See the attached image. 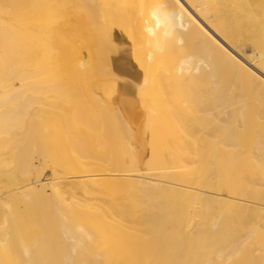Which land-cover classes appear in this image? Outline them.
Returning <instances> with one entry per match:
<instances>
[{
  "label": "bare ground",
  "instance_id": "6f19581e",
  "mask_svg": "<svg viewBox=\"0 0 264 264\" xmlns=\"http://www.w3.org/2000/svg\"><path fill=\"white\" fill-rule=\"evenodd\" d=\"M133 106L169 183L119 172L139 149ZM28 131L61 149L56 174L93 172L52 181L38 210L16 164L38 144ZM15 136L0 149V264L12 250L11 264H264V0H0V140Z\"/></svg>",
  "mask_w": 264,
  "mask_h": 264
},
{
  "label": "rangeland",
  "instance_id": "374dc122",
  "mask_svg": "<svg viewBox=\"0 0 264 264\" xmlns=\"http://www.w3.org/2000/svg\"><path fill=\"white\" fill-rule=\"evenodd\" d=\"M74 33V32H73ZM67 36H69V35H72V33H70V31L69 32H67V33H65ZM73 35H75V34H73ZM70 37V36H69ZM56 45V44H55ZM54 48H55V46H53ZM58 47V45H56V48ZM53 48V50H55ZM58 49V48H57ZM59 50V49H58ZM57 50V51H58ZM60 51V50H59ZM58 53V52H57ZM243 63H245L244 61L243 62H241V64L243 65ZM246 64V63H245ZM84 85H80V88H82ZM74 88V87H73ZM75 88H76V86H75ZM85 89V88H84ZM61 90V89H60ZM63 90V89H62ZM72 91V93H74L75 91H73V89H71ZM76 91H77V93L78 92H81L82 90L80 89V91L79 90H77V89H75ZM86 90V89H85ZM84 91V90H83ZM82 91V92H83ZM76 93V92H75ZM80 94V93H79ZM35 100H36V97H33ZM134 107V106H133ZM132 107V108H133ZM141 111H140V108L138 107V106H136V107H134L133 108V111L131 112V113H129L128 115H125V121H126V123L128 124V128L129 129H131L132 131H131V133H132V135L133 136H135V139H133V140H131V142H132V145L135 143V145H133L134 147H133V149L135 150V149H137V148H139L138 150H136V151H138L139 152V154H141L142 155V158H140V156H138V152H135V154H136V156H135V158H133V159H135L136 160V162H137V166L138 167H136V165L135 164H133L132 165V163L131 162H133L134 163V160L132 161L131 160V158L132 157H127L130 161H128V159H126V164H127V166H128V162H129V166L128 167H122V168H120L121 170L119 171L120 173L122 172H125V173H129V174H132L134 177H139L140 175H147L146 174V170L148 171V169L150 170V167H152L151 168V170L153 171L154 169L155 170H157V169H160V170H162L161 171V173H160V179H161V182H163V183H169V180L171 179V180H173L172 179V177L170 178V176H168L166 173L168 172V171H175V168H172V164L170 165V164H162L164 167H162L160 164V157H158L157 155L155 156L154 154H157V153H155V151L154 150H151V143H150V140L152 139V137L154 138L155 136H153L152 135V133H153V131L151 132V131H149L148 129H146V122L143 120V117H142V114L140 113ZM133 113H135V114H133ZM137 113V114H136ZM139 114V115H138ZM136 115H137V118L136 119H134V117H136ZM134 116V117H133ZM141 118H140V117ZM133 117V118H132ZM139 117V118H138ZM129 119V121H127ZM134 119V120H133ZM143 120V121H142ZM57 121H60V123L62 122L60 119L59 120H57ZM55 122V125L57 124V123H59V122ZM143 122H145V123H143ZM121 123V122H120ZM125 123V124H126ZM115 124V126L113 125V127H111L112 125H110L108 128H109V130L110 131H115V132H117V130H118V132L120 131V130H122L123 129V125H122V123L121 124H119V126H117L118 125V123H114ZM126 124V125H127ZM54 125V124H53ZM53 125H50V126H44L45 128L44 129H48V128H51V126H53ZM54 125V126H55ZM120 125H122V126H120ZM140 125H141V127H140ZM116 126H117V128H116ZM46 127H48V128H46ZM115 127V128H114ZM145 127V130H142L143 128ZM111 128V129H110ZM141 128V129H140ZM108 130V131H109ZM91 132V131H90ZM89 132V130L87 131V133L88 134H91ZM150 132H151V134H150ZM32 133V132H31ZM31 133H29V131L28 132H26V133H24L25 135H23L22 134V136H23V138L24 139H26V140H35L36 138V141L38 142V144H36V147H34L32 150H33V152H30V151H32V150H28V149H30V147H27V146H25L24 148L26 149L27 148V151H29V152H23L22 154L24 155V157L25 158H23L24 160H22V159H20V160H18L17 161V163L16 164H18L19 166H21V167H23V168H26V167H28V164H29V166L31 167H28L27 168V170L25 171V176L27 177H25L24 176V174H23V177H22V174H20L21 175V178L20 179H23V182H26V181H28V180H30V181H32V182H34L35 184H37V185H35L37 188H40L39 190H38V194H37V196H35V198H34V202L35 203H31L32 205H33V209L34 210H38V209H40V208H42L43 207V205H44V203L46 202V197L48 198H50L51 196V198H53L54 197V195H53V192H54V189L52 190V188L53 187H51L52 186V184L53 183H55V180H56V182H60V180H61V182L60 183H62L63 181H67V180H69L68 182H70V181H72V180H74V178L75 179H82L84 176L85 177H87L88 176V173H93V172H83L84 174L85 173H87V174H83L81 171H77L76 172V170H74V169H72L71 167L70 168H67L66 170H67V173H68V175H67V173H65V174H63V172H65L64 171V169H59L60 170V172L62 171V173H60V175H59V173L58 174H56L57 172V169L58 168H60V167H58L57 169L55 168L56 166H59V156L61 155L60 154V150L61 149H58L57 151H55V152H52L51 153V151L49 150L50 148H49V145L47 144V141L45 140V138H46V136H45V134L43 133V137L42 136H40L41 134H39L38 136L37 135H33V134H31ZM31 134V135H30ZM155 134H156V132H155ZM154 134V135H155ZM30 135V136H29ZM32 135H33V137L34 138H31L32 137ZM151 135H152V137H151ZM19 136H21V135H19ZM22 136L20 137L21 139H23L22 138ZM29 137V139H28V137ZM150 136V137H149ZM39 137H41V138H39ZM16 138V139H15ZM146 140H145V139ZM174 139H176L175 138V136L173 137ZM173 138H171V140H174ZM21 139H18V137L17 136H15V137H12V139H10L9 138V140L6 138V137H2V139L1 140H3L2 142L3 143H1L0 142V149L2 150V151H4L5 149L7 150V149H14L12 146L13 145H17L18 146V144H17V142L18 141H20ZM136 139H138L137 141H136ZM0 140V141H1ZM11 140H13V142H11ZM16 140H18L17 142H16ZM8 142V143H7ZM11 142V144H9ZM138 144H137V143ZM149 144H148V143ZM152 142H153V140H152ZM19 143V142H18ZM7 144H9V146H7ZM41 144V145H40ZM10 145H12V146H10ZM148 146V147H147ZM149 146H151V147H149ZM8 147H10V148H8ZM147 148V149H146ZM65 149H69V154H70V147H68V148H65ZM152 149H153V147H152ZM49 150V151H48ZM62 150H63V148H62ZM119 151H123V149H118ZM46 151V152H45ZM66 151V150H65ZM147 151V152H146ZM152 151H154V153H152V155H151V152ZM51 154H50V153ZM58 152H59V154H58ZM67 152V151H66ZM68 152H67V154H68ZM146 154H145V153ZM10 153V152H9ZM49 153V154H48ZM57 154V155H55V154ZM144 153V154H143ZM37 154V155H36ZM39 154V155H38ZM46 155V156H44V155ZM48 154V155H47ZM52 154H54V155H52ZM2 155H4L5 157H8V155H12V153L11 154H8L7 155V153H5V154H3V152H2ZM49 155H51V157L52 158H50L51 159V161H50V159H47V156H49ZM63 155H65V154H63ZM67 156V155H66ZM134 156V155H133ZM153 156H155V158H157L158 157V159H159V162H158V159H157V162L159 163V167L158 166H156V165H158V164H154V163H157L156 162V159L155 158H153ZM23 157V156H22ZM26 157H29V158H26ZM37 157V158H36ZM50 157V156H49ZM61 157V156H60ZM63 157V156H62ZM144 157L146 158V159H144ZM44 158V159H43ZM54 158V159H53ZM41 159H42V161H41ZM45 159H46V162H47V160H48V164H45L44 162H45ZM55 159H56V161H55ZM140 159L142 160V161H140ZM151 159L152 160H154V161H151ZM36 160V161H35ZM85 160H86V158H85ZM96 160V159H95ZM144 160H145V164H144ZM146 160H147V162H146ZM19 161H20V163L22 162V164L20 165L19 164ZM27 161H28V163H27ZM44 161V162H43ZM55 161V162H54ZM87 161L89 162V161H91L90 163H92L93 162V159H91L90 158V160L89 159H87ZM148 161L149 162H152V164L153 165H155V166H153V165H150L151 163H149V166L147 165L148 164ZM42 162V163H41ZM52 162V163H51ZM86 162V161H85ZM94 162H96V161H94ZM141 164H140V163ZM134 166V167H133ZM149 167V168H148ZM155 167V168H154ZM171 167V168H170ZM38 168V169H37ZM132 168V169H131ZM136 168H138L137 169V171H135L136 170ZM148 168V169H147ZM164 168V169H163ZM53 169V170H52ZM177 169V168H176ZM39 170V171H38ZM56 170V171H55ZM125 170H127V171H125ZM30 171H32V172H30ZM37 171V172H36ZM159 171V170H158ZM176 171H180V169L179 170H176ZM181 171H183L182 169H181ZM27 172V173H26ZM54 174H53V173ZM74 172V173H73ZM154 172H156V171H153V173ZM166 172V173H165ZM30 173V174H29ZM32 173V174H31ZM38 175H37V174ZM40 173V174H39ZM42 173V174H41ZM76 173V174H75ZM82 173V174H81ZM149 175H151L149 172H147ZM152 173V172H151ZM152 173V174H153ZM162 173L164 174V176L162 175ZM56 174V175H55ZM70 174V175H69ZM156 174H157V172H156ZM20 175H19V177H20ZM31 175V176H30ZM36 175V176H35ZM58 175H59V177H58ZM62 175V176H61ZM84 175V176H83ZM54 176V177H53ZM58 177V179H57V177ZM65 178H64V177ZM163 176V177H162ZM31 177V178H30ZM63 177V178H62ZM67 177V178H66ZM162 177V178H161ZM170 178V179H165V178ZM24 178H26V179H24ZM29 178V179H28ZM32 178H36L35 179V181L34 180H32ZM38 178V179H37ZM70 178V179H69ZM48 179H52V180H48ZM165 179V180H164ZM182 179H183V177H182ZM26 180V181H25ZM22 181V180H21ZM53 181V183H51ZM167 181V182H166ZM183 181V182H182ZM40 182V183H39ZM51 183V184H49V183ZM176 182H178V184H180V182H181V184L183 183V184H187V182H185L184 180H178V181H176ZM185 182V183H184ZM33 183V184H34ZM189 184H190V182H188ZM64 184V183H63ZM3 184H1L0 183V188H4V189H1L0 190V192H6L7 191V189L5 188V187H3L2 186ZM50 185V186H49ZM188 185V184H187ZM47 186V187H46ZM68 185H66V187H67ZM42 188H44V190L42 189ZM49 189V190H48ZM203 189V191L204 190H206V189H204V188H202ZM41 190H43V191H41ZM48 192V193H46V191ZM219 192L216 190L215 192L216 193H214V192H205L206 194H211L212 193V195L214 194V196H217L218 198H223V196H225V194L227 193V189H225V186H221L219 189ZM51 191H53V192H51ZM41 192V193H40ZM44 192V195H42V193ZM218 192V193H217ZM48 195V196H46V194ZM2 193H0V195H1ZM223 195V196H222ZM2 196V195H1ZM1 196H0V198H1ZM43 196L45 197V199H43ZM219 196H221V197H219ZM38 197V198H37ZM42 198V199H41ZM1 199H3V198H1ZM1 199H0V201H1ZM44 200V201H43ZM38 202V204H36ZM0 203H2V201L0 202ZM29 205L28 206V208L30 209H32V205ZM1 205V204H0ZM38 205H39V207H38ZM41 206V207H40ZM27 207H21L20 206V209H19V211H16V212H13V213H7L8 214V219H11V217H22V216H25V215H27V211L25 210ZM36 208V209H35ZM23 209V210H22ZM19 213V214H18ZM0 214H2V213H0ZM59 214L60 215H62V217L64 216L62 213H60L59 212ZM10 216V217H9ZM5 224L7 225V223L5 222ZM46 227V228H45ZM50 229V230H49ZM44 232H46V233H44ZM56 233V231L54 232L53 231V229H51L50 227H48V225H44V229H43V235H54V234ZM3 238H6V239H8V241H10V244L11 245H15L16 244V242H15V240L16 239H18V237L11 231V232H8V235H7V237L6 236H4ZM68 241H72L73 242V240L70 238V239H68L67 240V242ZM9 249V250H8ZM8 249H6L5 251L6 252H9V251H11L10 250V248H8ZM20 250L21 249H19L18 250V253H20ZM17 254V251L16 250H12L11 252H10V254L5 258V261L8 263L9 262V264H11L12 262H16L18 259L17 258H15V255ZM10 257V258H9ZM62 258H64V257H61V260H62ZM16 259V260H15ZM65 259V258H64ZM14 260V261H13Z\"/></svg>",
  "mask_w": 264,
  "mask_h": 264
}]
</instances>
